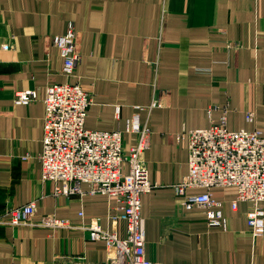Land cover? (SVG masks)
Returning <instances> with one entry per match:
<instances>
[{"label": "crops", "instance_id": "1", "mask_svg": "<svg viewBox=\"0 0 264 264\" xmlns=\"http://www.w3.org/2000/svg\"><path fill=\"white\" fill-rule=\"evenodd\" d=\"M70 23L81 62L68 80L52 40ZM67 82L92 97L87 130L123 131L135 113L150 128L144 167L155 187L140 198L148 260L264 264V202L253 231L251 204L232 209L236 188L211 189L228 221L222 231L207 225L203 209L181 208L174 190L188 174L187 138L176 141L183 128L224 118L230 131L264 136V0H0V217L33 202V221L70 224L1 226L0 264H108L105 243L90 240L87 226L126 235L115 198L87 194V184L84 195L56 194L60 184L41 180L45 91ZM28 90L35 101L16 104ZM123 139L127 151L135 136Z\"/></svg>", "mask_w": 264, "mask_h": 264}, {"label": "built area", "instance_id": "2", "mask_svg": "<svg viewBox=\"0 0 264 264\" xmlns=\"http://www.w3.org/2000/svg\"><path fill=\"white\" fill-rule=\"evenodd\" d=\"M256 1V0H253ZM63 58L61 74L68 80L75 77L81 62L77 35L72 23L66 33L52 40ZM44 99L42 151L38 155L41 180L60 184L56 194L84 195L81 184H87V194H101L115 198L120 204L118 219L125 223L126 235L102 230L97 222L87 226L89 239L106 245L108 264H161L146 258L145 224L141 216L140 198L155 187L144 167V154L150 145L148 124H141L134 114L123 131H92L84 126L92 97L78 83L50 84ZM32 90L15 94L16 104H29L36 99ZM153 101L152 105H155ZM152 107V106H151ZM125 134L135 136V143L127 151ZM188 142V174L174 188L181 197L183 209L201 208L207 225L227 231L228 221L211 189L235 187L237 195L232 202H248L247 224L254 231L263 222L264 202V136L260 131H230L225 119L209 128L182 130ZM128 166L124 172V165ZM192 189L201 193L188 195ZM33 202L12 208L0 217L1 226H31L49 230L69 228L68 221L45 215L33 221Z\"/></svg>", "mask_w": 264, "mask_h": 264}, {"label": "rangeland", "instance_id": "3", "mask_svg": "<svg viewBox=\"0 0 264 264\" xmlns=\"http://www.w3.org/2000/svg\"><path fill=\"white\" fill-rule=\"evenodd\" d=\"M183 130H186V129L183 128ZM186 131H189V130H186ZM179 134H181V133H179ZM177 135H178V134H177ZM177 135H176V137H177ZM184 136H185V135H184ZM186 138H187V137H186ZM179 140H180V139H179ZM179 140H178V141H179ZM176 141H177V139H176ZM178 141H177V142H178ZM187 150H188V142H187ZM188 169H189V168H188ZM185 177H186V176H185Z\"/></svg>", "mask_w": 264, "mask_h": 264}]
</instances>
